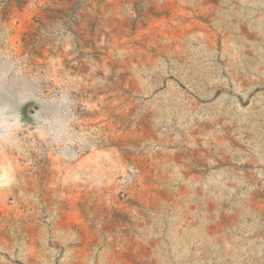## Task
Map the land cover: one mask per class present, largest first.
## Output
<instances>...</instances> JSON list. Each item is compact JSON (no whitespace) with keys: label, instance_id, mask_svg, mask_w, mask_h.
<instances>
[{"label":"rangeland","instance_id":"rangeland-1","mask_svg":"<svg viewBox=\"0 0 264 264\" xmlns=\"http://www.w3.org/2000/svg\"><path fill=\"white\" fill-rule=\"evenodd\" d=\"M0 264H264V0H0Z\"/></svg>","mask_w":264,"mask_h":264}]
</instances>
